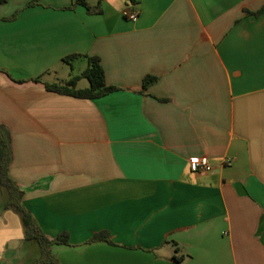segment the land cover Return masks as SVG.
Instances as JSON below:
<instances>
[{"label":"crops","instance_id":"0c3cea01","mask_svg":"<svg viewBox=\"0 0 264 264\" xmlns=\"http://www.w3.org/2000/svg\"><path fill=\"white\" fill-rule=\"evenodd\" d=\"M86 3L0 0L9 176L48 238L69 235L56 262L264 264V0ZM87 57L116 91L47 90ZM199 158L213 171L192 172Z\"/></svg>","mask_w":264,"mask_h":264},{"label":"trees","instance_id":"16d2710c","mask_svg":"<svg viewBox=\"0 0 264 264\" xmlns=\"http://www.w3.org/2000/svg\"><path fill=\"white\" fill-rule=\"evenodd\" d=\"M76 4L82 5L89 11L92 10L86 3V0H76ZM77 57L79 56H71L64 61L70 64ZM87 59L88 67L81 75L72 77L65 84L47 85V90L84 100H95L116 91V88L106 85L105 74L100 59L98 57H87ZM82 79H86L89 86L85 89H78L77 83ZM34 81L38 82L39 79H35ZM155 81L154 77H147L143 81V86L146 88ZM12 158L10 132L5 126L0 125V196L6 200L5 209H11L19 214L25 229V241L35 242L40 247V257L33 264H58L52 255V247L60 245L68 246L70 237L67 233H61L54 239L48 238L39 228L31 213L25 209L22 203L24 193L9 176ZM108 239L109 235L101 232L95 234L90 242L108 241Z\"/></svg>","mask_w":264,"mask_h":264},{"label":"rangeland","instance_id":"374dc122","mask_svg":"<svg viewBox=\"0 0 264 264\" xmlns=\"http://www.w3.org/2000/svg\"><path fill=\"white\" fill-rule=\"evenodd\" d=\"M80 69L77 67L74 74L81 73ZM81 81L88 85L86 79ZM4 199L0 196V221L10 226L9 231L12 237L9 242L10 245L5 249L9 255L7 264H33L40 257V247L35 242L24 241L25 229L21 225L20 216L15 211L3 207Z\"/></svg>","mask_w":264,"mask_h":264},{"label":"built area","instance_id":"2783aa9c","mask_svg":"<svg viewBox=\"0 0 264 264\" xmlns=\"http://www.w3.org/2000/svg\"><path fill=\"white\" fill-rule=\"evenodd\" d=\"M124 16L131 21H136L137 19V14L133 12H126L124 13ZM226 162L227 164L229 163L228 160ZM190 169L192 172H196V173L199 172L209 173L213 171V167L211 166L207 158H199L192 160L190 162Z\"/></svg>","mask_w":264,"mask_h":264}]
</instances>
